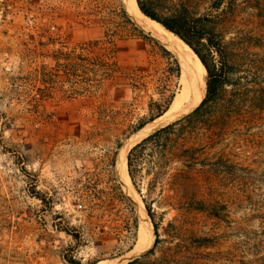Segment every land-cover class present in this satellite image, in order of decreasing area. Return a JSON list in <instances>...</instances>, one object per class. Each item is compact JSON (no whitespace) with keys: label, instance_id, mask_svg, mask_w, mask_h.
<instances>
[{"label":"rangeland","instance_id":"1","mask_svg":"<svg viewBox=\"0 0 264 264\" xmlns=\"http://www.w3.org/2000/svg\"><path fill=\"white\" fill-rule=\"evenodd\" d=\"M139 1L158 17L174 8H188L218 43L223 95L235 99L237 95V106L234 113L219 115L212 124L215 149L242 168L246 179L242 192L241 187L233 188L226 196L227 208L219 219L177 214L153 203L159 234L165 237L170 222L190 225L200 234L217 235L211 251L220 259L234 255V248L246 240L242 235L264 241L255 214L264 196V0ZM106 2L0 0V264H72L69 259L94 264L129 251L118 255L117 237L105 214L98 221L103 233L84 228L95 219L81 211L72 191L79 180L88 178L85 171L90 167L92 149L79 145L75 126L87 111V98L86 94L68 98L80 86L65 82L56 63L61 52L79 53L83 48V56H88V43L102 36L100 21L107 19L109 10ZM126 32L119 31L126 40L114 48L116 68L112 78L103 81L99 101L114 110L124 106L131 119H137L148 114L151 100L158 101L159 96L151 75L139 92L121 84L126 70L133 69L130 56L140 46L136 39H127ZM198 48L207 59L218 61L204 45ZM44 192L52 198L48 212L36 199ZM236 195L242 200L234 201ZM82 204L84 209L89 206ZM75 234L79 240L73 238Z\"/></svg>","mask_w":264,"mask_h":264},{"label":"trees","instance_id":"2","mask_svg":"<svg viewBox=\"0 0 264 264\" xmlns=\"http://www.w3.org/2000/svg\"><path fill=\"white\" fill-rule=\"evenodd\" d=\"M106 1L109 10L107 19L100 21L102 36L88 43L89 51L85 49L88 56H83V48L79 53L76 50L61 52L56 63L65 82L80 86L74 87L68 98L75 100L86 94L88 104L75 126L79 131L76 135L79 145L92 149L88 158L90 167L85 171L88 178L79 180L72 193L81 211L95 219L84 225L91 233L104 232L98 221L105 214L108 228L117 237L119 255L135 244L137 216L116 176L118 151L124 140L168 109L179 89L180 65L165 47L134 24L121 0ZM137 5L142 14L157 21L191 48L205 68L206 90L193 111L144 137L127 153V173L145 207L155 238L147 252L126 264H264V241L256 237L242 235L246 240L234 248V255L226 254L227 257L220 259L211 251L217 235L200 234L190 225L184 227L171 222L164 229L165 237L159 234L160 224L155 219L153 203L163 204L177 214H204L219 219L227 208L226 196L233 188L241 187L242 192L246 179L241 175L242 168L230 162L223 151L215 149L216 130L212 124L219 115L234 113L237 106V95L236 99L223 95L225 81L218 43L207 35L202 19L184 6L158 17L156 11L141 1L137 0ZM119 31H127V39L140 42L138 50L130 56L134 60L133 69L126 70L121 84L139 92L145 86V77L151 75L159 96L158 101L151 100L148 114L137 119H131L124 106L114 110L99 101L103 81L111 79L116 68L114 48L117 42L126 40ZM198 44L217 55L218 61L207 59ZM238 195L234 197L236 202L242 200ZM36 199L44 212L50 211L53 203L48 193L38 194ZM104 200L106 209L100 205ZM82 202L89 203L87 209ZM256 208L259 235H264V196ZM95 210H99V214H95ZM63 231L69 234L67 229ZM73 238L79 240L80 235L75 234Z\"/></svg>","mask_w":264,"mask_h":264},{"label":"bare ground","instance_id":"3","mask_svg":"<svg viewBox=\"0 0 264 264\" xmlns=\"http://www.w3.org/2000/svg\"><path fill=\"white\" fill-rule=\"evenodd\" d=\"M122 6L124 8V0ZM132 15H127L129 18L138 25L139 28L144 29L149 33V36L153 37L160 45L165 47L178 61L180 65V88H182L172 99L169 109L161 117L148 123L140 131L136 132L127 139L120 147L116 159V173L117 179L126 192L132 206L134 207L137 218L143 219L146 222V226L140 223L138 232V241L131 251L121 256L100 260L94 264H123L131 258L147 251L153 241L154 234L153 229L146 215L145 207L135 193L130 184V179L127 173L125 158L128 150L134 143L160 128L163 125L171 123L187 114H189L200 103L205 95L206 89V71L198 57L185 45L178 37L165 30L160 24L150 20L140 13L136 5L135 0L131 2ZM125 10V8H124ZM182 59L186 60L191 69L186 71L182 64ZM121 167V175H118V168Z\"/></svg>","mask_w":264,"mask_h":264},{"label":"water","instance_id":"4","mask_svg":"<svg viewBox=\"0 0 264 264\" xmlns=\"http://www.w3.org/2000/svg\"><path fill=\"white\" fill-rule=\"evenodd\" d=\"M131 2H132V0H124V8H125V12L128 14V15H132V9H131ZM135 2H136V0H135ZM136 5H137V2H136ZM138 7V6H137ZM138 10H139V8H138ZM140 11V10H139ZM140 13H142L141 11H140ZM142 15H144V14H142ZM145 16V15H144ZM146 17V16H145ZM150 20H152V19H150ZM152 21H154V20H152ZM158 23V22H157ZM159 24V23H158ZM164 28V27H163ZM165 29V28H164ZM166 30V29H165ZM168 31V30H167ZM170 32V31H169ZM171 33V32H170ZM173 34V33H172ZM174 35V34H173ZM176 36V35H175ZM177 37V36H176ZM180 39V38H179ZM181 40V39H180ZM182 41V40H181ZM183 42V41H182ZM184 43V42H183ZM185 45H187L186 43H184ZM188 46V45H187ZM189 47V46H188ZM189 49H191L190 47H189ZM192 51V50H191ZM193 52V51H192ZM194 53V52H193ZM195 54V53H194ZM182 64H183V66H184V69L186 70V71H190V69H191V67H190V65H189V63L186 61V60H184V59H182ZM182 88H179V91L181 90ZM168 109H169V107H168ZM168 109L165 111V112H167L168 111ZM164 112V113H165ZM163 113V114H164ZM162 114V115H163ZM161 115V116H162ZM161 116H159V117H161ZM159 117H157V118H159ZM156 118V119H157ZM155 120V119H154ZM153 120V121H154ZM174 122V121H173ZM172 123V122H171ZM168 124H170V123H168ZM167 125V124H166ZM166 125H163V126H161V127H164V126H166ZM160 127V128H161ZM159 129V128H158ZM158 129H156V130H158ZM141 130V129H140ZM139 130V131H140ZM155 130V131H156ZM138 132V131H137ZM154 132V131H153ZM152 133V132H151ZM150 133V134H151ZM135 134V133H134ZM133 135V134H132ZM149 135V134H148ZM148 135H146V136H148ZM131 136V135H130ZM145 136V137H146ZM129 138V137H128ZM127 138V139H128ZM144 138V137H143ZM127 156V155H126ZM125 165H126V158H125ZM126 169H127V166H126ZM115 171H116V168H115ZM117 174V173H116ZM118 175H121V167H119L118 168ZM130 184H131V182H130ZM134 190V189H133ZM135 191V190H134ZM136 193V192H135ZM137 194V193H136ZM138 195V194H137ZM138 197H139V195H138ZM140 198V197H139ZM146 215H147V213H146ZM147 218H148V220H149V217H148V215H147ZM149 222H150V220H149ZM140 223L141 224H143L144 226H146V222L143 220V219H141V221H140V218H137V239H136V242H135V244H134V246L136 245V243H137V241H138V238H139V236H138V232H139V228H140ZM150 225H151V222H150ZM151 227H152V225H151ZM153 229V228H152ZM153 234H154V232H153ZM133 246V247H134ZM132 249H130L129 251H131ZM128 251V252H129ZM134 258H136V257H134ZM134 258H132L131 260H133ZM130 260V261H131ZM127 262H129V261H127ZM126 264V263H125Z\"/></svg>","mask_w":264,"mask_h":264}]
</instances>
